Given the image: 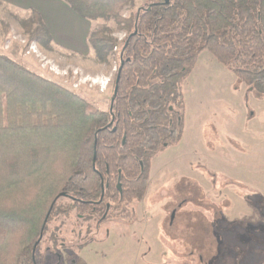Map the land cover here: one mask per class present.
<instances>
[{
  "label": "trees",
  "instance_id": "16d2710c",
  "mask_svg": "<svg viewBox=\"0 0 264 264\" xmlns=\"http://www.w3.org/2000/svg\"><path fill=\"white\" fill-rule=\"evenodd\" d=\"M81 18L115 19L126 38L91 30L106 63L120 49L107 110L0 54V264H38L49 224L76 211L132 219L152 162L183 136V88L202 52L264 98V0H62ZM38 43H52L40 15ZM124 207V208H123Z\"/></svg>",
  "mask_w": 264,
  "mask_h": 264
},
{
  "label": "rangeland",
  "instance_id": "374dc122",
  "mask_svg": "<svg viewBox=\"0 0 264 264\" xmlns=\"http://www.w3.org/2000/svg\"><path fill=\"white\" fill-rule=\"evenodd\" d=\"M148 1L134 0L124 9L123 16L127 18L145 8ZM35 18L33 12L0 4V54L77 93L98 109L107 110L119 63L118 47L126 38L115 19L91 22V30L110 29L118 46L102 63L91 49L89 55L79 56L53 43L46 44L44 36L45 45L38 43L34 31L40 25ZM183 93L182 139L153 160L146 198L128 206L131 221L112 218L99 227L95 220L83 221L76 211L60 215L49 224V231L42 238L38 264H174L168 250L170 242L165 238L160 242L158 238L160 230L172 239L184 237L192 243L193 238L195 249L188 243L189 250L197 257L202 255L204 263L210 256L213 261L218 259L219 246L225 241L224 248L232 245L235 252L227 251L224 259L264 264V98H256L208 51L201 53ZM228 139L241 150H235ZM223 162L239 166L241 171L236 175L251 180L258 189L253 187L246 193L243 188H234L235 196L242 193L241 205L234 212L236 221L228 224L227 233L221 235L214 230L218 222L214 219L221 217L224 208L231 207L230 202L211 203L203 198L202 188L193 187L191 182L187 191L186 179L201 181V170L212 171ZM229 191L226 196H230ZM190 251L176 253L175 264H192L187 259Z\"/></svg>",
  "mask_w": 264,
  "mask_h": 264
},
{
  "label": "crops",
  "instance_id": "0c3cea01",
  "mask_svg": "<svg viewBox=\"0 0 264 264\" xmlns=\"http://www.w3.org/2000/svg\"><path fill=\"white\" fill-rule=\"evenodd\" d=\"M0 4L3 6H7L8 8L16 11L38 13L52 37L53 45H55L57 48L62 49L70 54H75L79 56H87L90 54V49L87 45V37L91 31V22L77 15L62 0H0ZM228 140L232 142V144L235 147L234 148L235 150L237 151L241 150V146H239L240 148H238L234 141H232L231 139ZM215 168L217 170H215ZM215 168H212L213 169L212 171L209 170L208 168L201 170L203 176V180H201L202 182L199 180H195V178L193 177L187 178L186 180L188 184L186 188L187 191H190L188 190V187H190L189 183L191 182V185L193 187L202 188L203 198L206 200H210L211 203L219 205L220 203H223L225 201L230 202L231 207L224 208V211L221 212V217L214 219L218 221L216 222L217 227H214V230H216L218 234L222 235L226 232V227L228 226V224H232L234 221H236L234 212L241 205V201L239 200L240 199L239 195H242V193L240 194L237 193L239 194L238 197L237 195L235 196L236 190L234 188L237 189L239 188V190L243 188L245 189V192L248 193L249 192L248 189L252 191L251 188L255 187L256 189H258L257 188L258 186L257 184L256 185L252 184L251 180L246 181L242 179L241 176H238L239 174L236 175L238 172L241 171L239 169V166H237L236 164H233L231 162L225 164L223 162V163H219L218 167ZM215 171H219V172H217V174H213V172ZM221 173H224L225 176ZM227 179L229 180V182L227 181ZM228 189L230 190L229 191L230 196H226L227 195L226 190ZM231 195H233V197ZM201 198L200 200H202ZM246 203L247 204L249 203L248 199ZM192 204H194V202H192ZM225 210L229 211V217L230 219L233 220H229V217L227 216V212ZM204 212H206V214L208 215V212L206 210H204ZM207 218L210 219V216H208ZM180 232H181V237H183L182 231ZM185 234L186 233H184V235ZM158 238H160L159 239L160 242H162L164 238L168 240V242H170V245H168V250L169 253L172 254L171 255L173 258L172 263L174 264L175 262H178L177 260H175L176 259L175 257L177 255L176 253L181 251L183 252V250L188 252L190 251L189 250L190 247L188 243H190L191 241L187 240L184 237L182 239L179 237L172 239L170 236L165 234L164 230H160V233L158 234ZM179 241H181L182 243L179 244ZM193 243L194 242L192 238V243H190V246L193 247V249H195ZM224 245H225V241H223V243L219 246L220 248L219 250L221 251V254L218 257V259H215L214 261L210 258L211 257L210 256L205 260L206 263H204L203 256L200 255L199 257H197L194 254V251L192 252L190 251V256L187 259H190L192 264H249V263L251 264V262L248 260L245 261L240 260L239 262L237 260L224 259L225 258L224 254L227 251L235 252V247H233L232 245L231 247L229 245V248L226 249L224 248ZM157 264L160 263L157 262ZM167 264H171V263L167 261Z\"/></svg>",
  "mask_w": 264,
  "mask_h": 264
},
{
  "label": "flooded vegetation",
  "instance_id": "af4514ba",
  "mask_svg": "<svg viewBox=\"0 0 264 264\" xmlns=\"http://www.w3.org/2000/svg\"><path fill=\"white\" fill-rule=\"evenodd\" d=\"M107 221H110V219H108V220H106V221H104V222H102V223H98L99 224V227L101 226V225H103V224H105ZM110 235H109V233H107V237H109ZM60 258V257H59Z\"/></svg>",
  "mask_w": 264,
  "mask_h": 264
}]
</instances>
